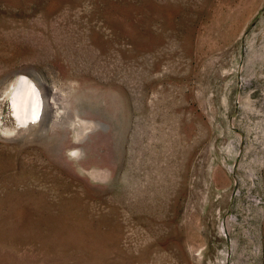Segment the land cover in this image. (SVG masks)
<instances>
[{"label":"rangeland","instance_id":"rangeland-1","mask_svg":"<svg viewBox=\"0 0 264 264\" xmlns=\"http://www.w3.org/2000/svg\"><path fill=\"white\" fill-rule=\"evenodd\" d=\"M0 264H264V0H0Z\"/></svg>","mask_w":264,"mask_h":264},{"label":"bare ground","instance_id":"bare-ground-1","mask_svg":"<svg viewBox=\"0 0 264 264\" xmlns=\"http://www.w3.org/2000/svg\"><path fill=\"white\" fill-rule=\"evenodd\" d=\"M33 81L34 80L29 78V76L27 77L25 75H21L9 95V102L12 111L17 116L19 121L21 120V122L26 120L27 118H30L29 114L31 113L32 109L35 112H33V115L37 118L40 112H43L44 110L46 112L50 111L51 107L55 106V97L49 99L47 97L43 98L42 96H40L36 91V85H34ZM54 93L55 92H53V94ZM55 112H57L58 114V111Z\"/></svg>","mask_w":264,"mask_h":264}]
</instances>
